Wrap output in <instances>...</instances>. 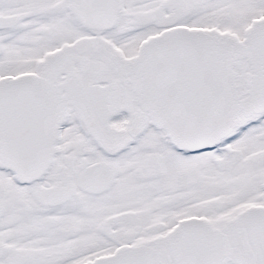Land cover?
Listing matches in <instances>:
<instances>
[{
    "label": "snow or ice",
    "instance_id": "6c2138e0",
    "mask_svg": "<svg viewBox=\"0 0 264 264\" xmlns=\"http://www.w3.org/2000/svg\"><path fill=\"white\" fill-rule=\"evenodd\" d=\"M0 264H264V0H0Z\"/></svg>",
    "mask_w": 264,
    "mask_h": 264
}]
</instances>
